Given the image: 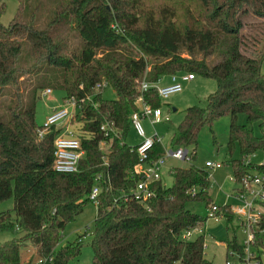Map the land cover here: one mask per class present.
I'll return each mask as SVG.
<instances>
[{
	"label": "trees",
	"instance_id": "1",
	"mask_svg": "<svg viewBox=\"0 0 264 264\" xmlns=\"http://www.w3.org/2000/svg\"><path fill=\"white\" fill-rule=\"evenodd\" d=\"M16 1L9 23L0 21V96L15 87V100L0 117V203L13 200L11 209L0 210V233L13 234L0 243V264H21L26 243L38 256L52 255L51 264H69L80 255V237L56 247L65 226L89 203L96 206L91 264H212L205 257L203 234L184 237L207 221L188 208L213 203L207 169L175 166L172 184L151 183L154 195L146 203L124 200L139 181L133 173L137 145L126 141L130 113L140 94L151 107H161L155 87L140 92L143 80L156 84L179 73L212 79L216 90L205 106L185 108L172 145L191 148L194 161L201 129L228 116L227 165L235 180L264 172V164L247 161L264 153V0ZM5 7L0 4V17ZM41 69L42 79L24 100L22 77ZM103 81L114 98L95 90ZM46 85L63 91L64 99H84L70 122L84 151L76 172L53 169L54 139L65 124L38 139L35 103ZM239 114L246 116L245 123H238ZM106 120L117 135L104 151L100 142L108 138L100 126ZM256 122L260 135L254 132ZM236 147L239 157L233 158ZM162 151L155 143L151 158ZM95 184L101 191L93 202L89 195ZM218 207L226 228H234L230 206ZM224 243L226 250L241 252L235 232ZM256 245L261 256L264 235L256 236Z\"/></svg>",
	"mask_w": 264,
	"mask_h": 264
},
{
	"label": "rangeland",
	"instance_id": "2",
	"mask_svg": "<svg viewBox=\"0 0 264 264\" xmlns=\"http://www.w3.org/2000/svg\"><path fill=\"white\" fill-rule=\"evenodd\" d=\"M0 4H5V11L0 17V21L7 25L12 19L16 12L17 1L16 0H0ZM52 7V3H48ZM252 20V19H250ZM263 45V44H262ZM258 46V50H262L263 46ZM43 69L37 71L38 74H26L22 77L24 84L19 86V91L22 94V98L25 100L26 92L35 85L40 79H42ZM261 72L264 74V62L261 67ZM181 74V73H179ZM44 75V74H43ZM180 76V75H179ZM194 81H181L182 90L176 93L170 94L167 98L162 99L161 111L162 117L168 116L169 121H162L156 123L154 126L150 125L147 120H142V126L146 137H153L156 134L160 139L163 146L166 148H175L172 143V137L175 133L176 126L183 117V111L188 106L200 105L205 106L207 96L216 90V82L212 79L203 78L201 76H195ZM169 77L166 75L164 83H158L159 86L165 85ZM45 88H50L52 92L47 96H41V91H37L36 98V121L40 124L44 119L45 113L48 110L61 106L64 102V93L59 89H54L50 85H46ZM15 87H9V91H6L4 95L0 96V117L4 115L6 109L11 104L10 101L13 99ZM102 94L105 98L110 99L115 97V93L109 85L102 88ZM9 104V105H8ZM237 121L240 124L246 122V116L239 114ZM228 126L229 117L222 116L216 119L212 127H203L198 135V146L196 159L193 160H176L173 158H167L163 168L162 181L165 185H171L173 177L170 173L171 169L175 166L188 167L195 165L199 168H205L207 161L221 162L222 167L211 170L207 169L210 173V186L209 195L213 201V204L217 206L230 205L236 206L239 204L232 196L230 199L227 195L235 189L238 184L234 183L232 178V170L227 162L230 159L228 152L227 141H228ZM254 132L256 135H260V129L258 123L253 124ZM130 145H138L141 143L140 138L135 130L131 128L129 135L126 139ZM191 150V148H189ZM104 150V149H102ZM105 151V150H104ZM233 158L239 157V150L236 147L232 153ZM247 161L251 163L261 164L264 161V153L258 151L247 158ZM206 169V168H205ZM260 205H264L263 203ZM13 207V200L7 199L0 203V210L4 211ZM188 208L199 213L202 216L207 215V210L202 204L190 203ZM264 208V206L262 207ZM260 209V208H259ZM261 210V209H260ZM264 210V209H263ZM96 216L95 204L89 203L86 205L81 214H79L73 221L69 222L63 232L62 238L56 248L67 245L74 242L78 237L81 240V252L80 255L71 260L69 264H91L92 249L90 241L94 228V219ZM237 222L234 223V228L230 227L226 229V223L224 218H209L202 225H200V232L192 231L189 239L194 238L197 234L204 235L205 241V257L212 262V264H224L226 258V247L224 242L228 239L231 240L233 233L237 241L240 244H244L245 236L241 229L237 226ZM13 238V234L10 232L0 233V243L10 240ZM37 258L38 255L35 252L34 247L30 243H26L21 249V264H32L33 258ZM35 258V259H36ZM262 261L264 264V254H262Z\"/></svg>",
	"mask_w": 264,
	"mask_h": 264
},
{
	"label": "built area",
	"instance_id": "3",
	"mask_svg": "<svg viewBox=\"0 0 264 264\" xmlns=\"http://www.w3.org/2000/svg\"><path fill=\"white\" fill-rule=\"evenodd\" d=\"M180 75V76H179ZM194 78L191 73H181L170 75V83L159 86L158 83H149L143 80L140 83V92H144L149 88H156L161 99L167 98L170 94L182 90L181 81H187ZM107 83L105 81L98 83L95 86L96 91H101ZM52 92L50 88H45L41 91V96H47ZM84 99L77 101L74 97L64 100L61 106L53 108L44 120L39 124L37 136L40 139L52 126L65 124L63 130L54 139V160L53 169L60 173L76 172L78 162L84 155L79 140L74 136L70 122L74 118L76 111L80 109L81 102ZM142 120H147L148 123L154 126L162 121H169V117H162L161 107H151L145 103L142 94L135 101V109L130 113V124L137 135L142 138L136 150L139 156L138 163L134 166L133 173L139 176V181L125 195L124 200L131 199L138 203H146L154 195L150 188L151 183L158 181L162 177L164 164L167 158L176 160H191V150L184 147L166 148L162 145L161 139L154 134L153 137H146ZM104 139L100 142V147L105 151L110 147V138L112 135H117V129L113 122L105 121L101 124ZM155 143L163 146V151L152 159L150 156L151 150ZM264 164V161L263 163ZM222 167L221 162L207 161L206 169L215 170ZM231 180L238 186L233 189L232 196L237 202L236 206H230L231 212L235 215V222L245 236L244 244H241V252L235 249L226 250V258L224 264H261V256L256 245V236L264 234V226L262 225V212L259 209L260 204H264V172H257L244 175L240 181H236L232 175ZM101 191L99 184H95L90 192L89 199L96 202V198ZM207 219L221 217L219 207L215 204H210L207 209ZM234 222V223H235ZM200 231V226L187 230L184 237L191 236L192 231ZM225 244V243H224ZM206 245V244H205ZM205 252V251H204ZM53 256L45 257L38 256L32 264H51Z\"/></svg>",
	"mask_w": 264,
	"mask_h": 264
},
{
	"label": "crops",
	"instance_id": "4",
	"mask_svg": "<svg viewBox=\"0 0 264 264\" xmlns=\"http://www.w3.org/2000/svg\"><path fill=\"white\" fill-rule=\"evenodd\" d=\"M168 77H169V79L167 80V81H165V85H167V84H169L170 83V76L169 75H167ZM196 76V75H195ZM194 76V78H192V79H190V80H187V81H194L195 79H196V77ZM166 76H163L159 81H158V83H164L163 81H164V78H165ZM52 110V109H51ZM51 110H48L46 113H45V116H44V118L47 116V114H49L50 112H51ZM43 118V119H44ZM41 124V123H40ZM162 177H163V172H162ZM162 177H161V179H162ZM232 197V192L230 193V194H228L227 195V198L228 199H230ZM264 205H260V209H261V212H262V219H263V221H264V208H262ZM96 207V206H95ZM205 209H207L206 207H204ZM226 228V227H225ZM227 229V228H226ZM194 231H196V230H194ZM193 231V232H194ZM200 231H198V233H199ZM197 235H199V234H197ZM196 235V236H197ZM264 235V234H263ZM195 236V237H196ZM204 236V235H203ZM263 254H264V252H263ZM261 257H262V255H261ZM36 258V257H35ZM35 258H33L31 261H33V260H35ZM262 259V258H261ZM262 263H263V261H262Z\"/></svg>",
	"mask_w": 264,
	"mask_h": 264
}]
</instances>
